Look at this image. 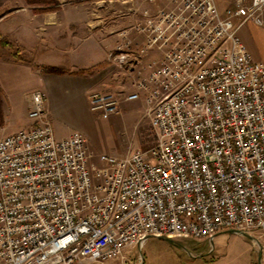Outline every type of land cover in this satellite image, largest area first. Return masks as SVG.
<instances>
[{
    "label": "built area",
    "instance_id": "built-area-1",
    "mask_svg": "<svg viewBox=\"0 0 264 264\" xmlns=\"http://www.w3.org/2000/svg\"><path fill=\"white\" fill-rule=\"evenodd\" d=\"M142 2L108 54L129 90L94 91L90 106L108 117L142 100L156 143L98 165L82 132L56 136L34 91L32 125L0 138V264L125 262L150 236L264 237V62L238 33L264 23V0Z\"/></svg>",
    "mask_w": 264,
    "mask_h": 264
},
{
    "label": "crops",
    "instance_id": "crops-1",
    "mask_svg": "<svg viewBox=\"0 0 264 264\" xmlns=\"http://www.w3.org/2000/svg\"><path fill=\"white\" fill-rule=\"evenodd\" d=\"M89 1L94 0H0V40L10 43L0 45V138L32 125L28 114L34 91L45 92L46 109L51 118V112L66 115L75 109L88 112L91 109L90 95L94 91L106 90L107 81L113 82L117 88L121 84L116 85L118 79L130 80L125 70L108 60L117 38L116 34L106 38L101 7L104 0H95L97 8L84 5ZM232 2L217 0L221 9ZM245 23L244 40L253 37L252 40L260 41L264 23L252 20ZM250 31L254 35L249 34ZM135 38L140 36L132 35V41L135 42ZM16 50H20L18 55H15ZM160 55L161 52L154 49L145 61ZM256 59L264 62V55ZM106 61H109L107 66ZM50 67L61 68L64 72H52ZM226 231H218L211 240L192 239L210 242L214 246ZM237 233L250 238L252 244L249 251L234 262L264 264L261 259L264 240L259 238L262 237L260 229ZM136 247H125L123 254L127 255ZM114 260L124 262L121 258Z\"/></svg>",
    "mask_w": 264,
    "mask_h": 264
},
{
    "label": "rangeland",
    "instance_id": "rangeland-1",
    "mask_svg": "<svg viewBox=\"0 0 264 264\" xmlns=\"http://www.w3.org/2000/svg\"><path fill=\"white\" fill-rule=\"evenodd\" d=\"M141 2L145 4L144 0H104L101 7L105 17L107 39L115 36L119 29L130 25L132 20L130 9ZM84 5L89 8L98 7L95 0ZM245 24L238 33L254 60H257L256 58L264 55V28L260 31V41L256 38L252 40L253 37H249L250 35L246 41V37L245 40L243 38V33L247 30ZM114 29L115 31L112 32ZM250 32L249 34L254 35L252 31ZM105 64L107 66L109 61ZM120 82V86L115 88L113 82L107 81L105 88L123 94L129 90L124 86L129 81L118 79L116 85ZM51 120L57 136H68L76 130L82 132L92 151V160L98 165H101L99 156L102 153L123 156L136 150H148L157 141L155 131L150 124V117L145 114L144 104L139 99L120 104V111L108 117H103L97 110L90 109L84 112L75 109L68 115L51 112ZM259 238L264 240V237ZM251 244L250 238L229 229L222 233L214 246L210 242H201L192 238L168 239L150 236L141 247L126 253L125 262L109 259L104 264H239L238 260L234 262V259L249 251Z\"/></svg>",
    "mask_w": 264,
    "mask_h": 264
},
{
    "label": "trees",
    "instance_id": "trees-1",
    "mask_svg": "<svg viewBox=\"0 0 264 264\" xmlns=\"http://www.w3.org/2000/svg\"><path fill=\"white\" fill-rule=\"evenodd\" d=\"M0 45H10V43L7 40H0ZM19 51L20 50H16L15 55H18ZM49 70L52 72H64L63 69L57 68V67H50ZM1 94H2V91L0 89V104H1V96H2Z\"/></svg>",
    "mask_w": 264,
    "mask_h": 264
},
{
    "label": "water",
    "instance_id": "water-1",
    "mask_svg": "<svg viewBox=\"0 0 264 264\" xmlns=\"http://www.w3.org/2000/svg\"><path fill=\"white\" fill-rule=\"evenodd\" d=\"M165 238H168V239H170L169 237H165Z\"/></svg>",
    "mask_w": 264,
    "mask_h": 264
}]
</instances>
